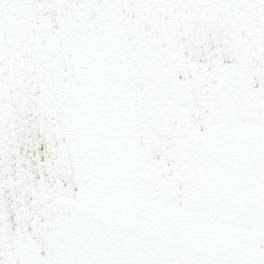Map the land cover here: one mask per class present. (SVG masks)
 <instances>
[{
	"label": "snow or ice",
	"instance_id": "snow-or-ice-1",
	"mask_svg": "<svg viewBox=\"0 0 264 264\" xmlns=\"http://www.w3.org/2000/svg\"><path fill=\"white\" fill-rule=\"evenodd\" d=\"M0 264H264V0H0Z\"/></svg>",
	"mask_w": 264,
	"mask_h": 264
}]
</instances>
